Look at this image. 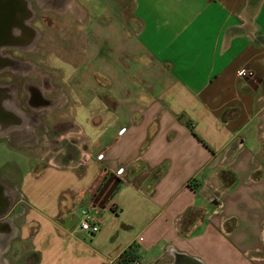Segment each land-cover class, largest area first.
I'll return each instance as SVG.
<instances>
[{
	"label": "crops",
	"instance_id": "0c3cea01",
	"mask_svg": "<svg viewBox=\"0 0 264 264\" xmlns=\"http://www.w3.org/2000/svg\"><path fill=\"white\" fill-rule=\"evenodd\" d=\"M77 1L81 52L54 66L74 154L26 156L27 177L41 164L76 187L49 209L20 181L37 264H120L129 246L141 264H264V0ZM90 202L98 233L58 221Z\"/></svg>",
	"mask_w": 264,
	"mask_h": 264
},
{
	"label": "rangeland",
	"instance_id": "374dc122",
	"mask_svg": "<svg viewBox=\"0 0 264 264\" xmlns=\"http://www.w3.org/2000/svg\"><path fill=\"white\" fill-rule=\"evenodd\" d=\"M59 1H63V5L59 4ZM112 2L115 8L120 7L121 10L125 11V14H129L131 9L132 0H100V2ZM35 3L40 9H46L44 14H57L59 15L58 19L53 17V22L50 27L46 28L45 33L42 36V40L45 42L44 47V61L47 64L46 68V75L42 74V76H46L48 85H53V80L57 82V92H52L49 90H44V94L47 95L50 99H54L60 95L62 90L60 88L65 86L62 83L63 74L62 71L59 69H54V66H64L59 60H56L51 52H54V55L60 54L65 60L70 61V54L71 51H75V53L81 52V47L84 42V37L79 34L77 31V27L72 23L76 21V16H80L82 12V8L78 7L77 0H36ZM47 6L43 8V4ZM42 4V5H41ZM71 5H73L74 14L71 12ZM55 7V8H54ZM77 10V12H76ZM49 11H53L55 13H50ZM74 15V16H72ZM75 27V28H74ZM55 40L58 43H55ZM68 44V45H67ZM69 46H72V50ZM68 49L67 52H64L63 49ZM73 51V52H74ZM80 56V55H79ZM81 58V57H80ZM32 75L38 76L39 71L34 70L31 72ZM56 95V96H55ZM47 114L46 122L47 125L51 128H56L55 130L51 131L49 128V133H46V139L44 137L37 139L36 135H28L25 138V143H22L18 138V140H12L10 146H5L3 143H0V164H5L2 169H0V184L2 188L5 190L6 195L9 197V206L5 213L3 214L2 220L9 224L10 231L12 232L13 228H17L20 230V226L25 221V213L27 209L24 207L22 203H18L20 199L19 194L22 193L20 190V181L21 178H25L26 185H27V192L28 194H32L34 198L38 200V202L45 205L49 209H53L52 205L55 201L56 195L66 197L65 194H71L72 189H75V183L69 181L67 182L63 178H59L52 169L47 168L45 169L43 166L36 167L39 171H35L31 173L30 176L27 177L31 163L29 164V159L26 158L27 155H37L39 157V149L44 151L45 149H49L50 153L59 156L58 152H62L74 154V147L71 145V139H64L62 141H56V137L60 136L62 133L66 131V126L61 125L60 123H55L50 121L48 116L49 112L46 111L45 115ZM56 113L54 114L55 117ZM52 116V114H51ZM59 124V125H58ZM60 126V128H59ZM57 131V132H55ZM44 135V134H43ZM42 135V136H43ZM33 137L35 139H33ZM27 140V141H26ZM10 148V150L8 148ZM20 152H18V151ZM18 166V168H16ZM16 168V169H15ZM13 170H16L18 173L17 175L12 174ZM10 183V187L12 189L11 194L9 193V189L6 185ZM7 183V184H6ZM8 186V187H9ZM66 191V193H63ZM88 191V190H86ZM103 189L97 188L94 189L91 194L94 200L100 199L102 195ZM83 201L79 200V205H81ZM16 203V204H15ZM101 204L103 202L101 201ZM11 206L16 207L15 211L11 209ZM76 209L72 208L69 209L65 215L60 216L58 221L63 225H69L68 228L70 230L74 229V226L77 224L76 219ZM14 222V223H13ZM15 227L12 228L13 224ZM41 228L44 226L45 230H50V226L46 225L45 223L41 222ZM17 234V242L11 245V248L7 249L4 248L6 253H1L0 257L2 259L1 264H35L37 255L31 253L29 247V240L26 238H22L20 231L15 230ZM20 237V238H18Z\"/></svg>",
	"mask_w": 264,
	"mask_h": 264
},
{
	"label": "flooded vegetation",
	"instance_id": "af4514ba",
	"mask_svg": "<svg viewBox=\"0 0 264 264\" xmlns=\"http://www.w3.org/2000/svg\"><path fill=\"white\" fill-rule=\"evenodd\" d=\"M35 1L0 0V143L6 146H10L11 141L18 138L25 143L24 137L32 134L40 139L43 134L49 133V128L52 129L51 131L56 129L51 128L50 125L48 127L45 118L46 111H49L52 114L50 121H53L60 104H56L55 97L50 99L44 94V90L49 89L57 92L55 88L57 82L53 80L52 86L47 83L45 76L47 64L43 58L45 42L42 36L46 28L52 24L53 17L57 20L59 15L44 14L46 9H40ZM63 3L59 1V4L63 5ZM42 6L44 8L47 5L44 3ZM70 8L74 14L73 5ZM71 22L77 25L76 21ZM13 29H17L19 35H14ZM55 43L58 42L55 40ZM69 47L72 50V46ZM63 49L64 52L68 50ZM50 54L61 63L68 64L60 54L54 55V52ZM34 70L39 71L38 76L32 75L31 72ZM9 185L8 182L6 187L11 194L12 189ZM6 194L0 184V216L2 217L5 213L2 204L7 202L8 205L10 202ZM15 230L17 228H13L11 232L9 224L0 218V255L6 253L5 247L9 249L14 242H17ZM1 262L0 257V264Z\"/></svg>",
	"mask_w": 264,
	"mask_h": 264
},
{
	"label": "built area",
	"instance_id": "2783aa9c",
	"mask_svg": "<svg viewBox=\"0 0 264 264\" xmlns=\"http://www.w3.org/2000/svg\"><path fill=\"white\" fill-rule=\"evenodd\" d=\"M124 129H121L120 132H123ZM101 156H97V160H100ZM123 169L119 168L116 171V175H120ZM100 212V208L98 204L94 202L88 203L85 207L76 209V219L77 224L76 228L83 233L94 235L98 233L100 230L101 220L98 217V213ZM132 264H141L139 260H135Z\"/></svg>",
	"mask_w": 264,
	"mask_h": 264
},
{
	"label": "water",
	"instance_id": "95a60500",
	"mask_svg": "<svg viewBox=\"0 0 264 264\" xmlns=\"http://www.w3.org/2000/svg\"><path fill=\"white\" fill-rule=\"evenodd\" d=\"M2 205H3L2 209L3 211H5V209L8 206L7 202L3 203ZM172 257H173V260L171 264H202L198 259L187 256L182 253H178V252H173Z\"/></svg>",
	"mask_w": 264,
	"mask_h": 264
},
{
	"label": "trees",
	"instance_id": "16d2710c",
	"mask_svg": "<svg viewBox=\"0 0 264 264\" xmlns=\"http://www.w3.org/2000/svg\"><path fill=\"white\" fill-rule=\"evenodd\" d=\"M135 260H137V255L133 246H129L119 256L120 264H132V262ZM35 264H37V257Z\"/></svg>",
	"mask_w": 264,
	"mask_h": 264
},
{
	"label": "clouds",
	"instance_id": "9594fccd",
	"mask_svg": "<svg viewBox=\"0 0 264 264\" xmlns=\"http://www.w3.org/2000/svg\"><path fill=\"white\" fill-rule=\"evenodd\" d=\"M13 34L14 35H19V31L17 29H13Z\"/></svg>",
	"mask_w": 264,
	"mask_h": 264
}]
</instances>
